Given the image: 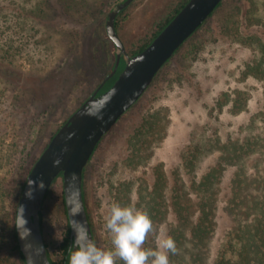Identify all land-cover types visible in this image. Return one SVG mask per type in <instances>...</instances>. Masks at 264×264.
<instances>
[{
	"label": "rangeland",
	"instance_id": "obj_1",
	"mask_svg": "<svg viewBox=\"0 0 264 264\" xmlns=\"http://www.w3.org/2000/svg\"><path fill=\"white\" fill-rule=\"evenodd\" d=\"M0 1V88L6 93L4 104L11 101L13 108L0 115V233L9 234L13 192L26 179L50 136L111 69L114 46L104 24L117 0ZM179 1L134 0L117 17L124 47H131ZM38 2L40 10L36 9ZM247 11L264 16V0H222L100 142L85 174L91 230L98 247H112L104 217L107 205L118 201L149 212L153 230L142 247L155 248L176 223L171 204L176 189H184L187 195L192 181L216 165L220 146L212 140L242 141L264 130L262 123H252L264 109V81L244 75L254 51L228 36L232 21L245 17ZM7 33L11 34L10 45ZM245 98L246 108L241 109L240 101ZM145 119H154V127L141 148H131L129 139ZM189 146L201 149L192 170L182 158ZM249 163L251 168L254 164ZM161 170L165 178L158 181ZM233 172V167H226L220 180L210 257L233 226L225 208ZM154 186L158 187L155 193ZM62 193L59 176L41 209L43 239L56 264H61L59 245L66 228ZM9 261L13 262V256ZM114 264L124 262L117 256Z\"/></svg>",
	"mask_w": 264,
	"mask_h": 264
},
{
	"label": "trees",
	"instance_id": "obj_2",
	"mask_svg": "<svg viewBox=\"0 0 264 264\" xmlns=\"http://www.w3.org/2000/svg\"><path fill=\"white\" fill-rule=\"evenodd\" d=\"M187 1L188 0H180L161 20L146 29L144 34L139 37L135 43L131 44V47L125 46L128 55H135L145 49ZM40 4V2L36 4V9H41ZM221 5L222 2L216 7V9ZM124 10L125 9L121 10L117 17L121 15ZM211 15L208 18H210ZM117 17L115 20V28L117 33H119ZM203 24L175 51L173 56L186 46L187 42L200 30ZM232 24L233 28L228 32L229 38L233 41L239 42L240 40L246 43L254 51V60L246 64L244 75H252L264 81V16L257 17L256 15H252L250 11H247L245 17H236L232 21ZM251 28L256 29L252 32H246L247 29L250 30ZM7 34V43L10 45L12 43L11 34ZM172 57L163 65V67L167 65ZM114 61L111 69L105 76L112 71ZM123 67L124 61L121 59L116 72L104 82V78L101 80L100 83L103 82V84L99 88L97 94L108 90L112 86ZM158 73L154 76L151 85L155 82ZM8 82L12 83L10 81ZM4 99H6L5 90L0 88V102L3 107L0 109V115L8 109H13L11 101L7 104L5 101L4 104ZM240 103L242 104L241 109H245L247 98L240 101ZM233 104L235 107L236 100L233 101ZM256 116L257 119H253L252 123L260 122L264 126V109L259 111ZM154 124V119L151 121H146L145 119L141 125L136 128L137 131H135L129 139L131 148L138 149L142 147L149 135L148 131L153 129ZM110 131L102 137L100 142L110 133ZM54 133L50 136L49 140ZM206 141V144H208L209 139ZM100 142L97 144L94 152L98 148ZM212 142L220 146V156L216 165L209 169L200 179L192 181L190 187H188L189 193L187 195L184 193V189L180 187H178L174 193L175 195L171 204L176 215V223L170 229L168 236L170 235L174 238L177 251L168 254L169 264H264V130L253 136H249L242 141H227L220 143V139L216 138L213 139ZM200 146L203 149L205 148V144H201ZM188 149L189 150L183 154L182 158L185 167L192 170L195 165V160L197 159L196 154L199 153L201 149L197 146L196 150L192 149L191 146H189ZM93 154L88 163L91 161ZM250 161L254 164L251 168ZM87 165L83 169L82 196L87 218L91 227L92 224L89 217L87 196L85 192V174ZM228 166L233 167L234 172L230 181V195L226 201L225 208L233 219V226L226 233L225 238L216 249L214 255L210 257V253L208 254V246L210 237L214 233V218L215 212L218 208V188L223 171ZM59 176L61 177V174ZM164 178L165 176L162 170L157 171V180L160 181ZM24 183L25 179L19 184V189H17V191L15 190L12 194L13 213L11 217L13 223L9 229V234H6L5 232H3V234L0 233V264H25L23 255L19 250L15 232L16 207ZM157 190L158 187L154 186L153 193ZM188 195H191V198H189ZM46 197L47 194L45 195L44 200ZM61 204L62 212L66 219V228L59 245V249L62 253L60 263L68 264L72 245L63 193L61 195ZM147 205L149 208L152 207L149 203H147ZM40 228L43 234L41 212ZM91 232L93 235V230H91ZM93 239L95 242L94 235ZM47 252L51 264H56L51 259L48 248ZM9 256H13V262L9 261Z\"/></svg>",
	"mask_w": 264,
	"mask_h": 264
},
{
	"label": "water",
	"instance_id": "obj_3",
	"mask_svg": "<svg viewBox=\"0 0 264 264\" xmlns=\"http://www.w3.org/2000/svg\"><path fill=\"white\" fill-rule=\"evenodd\" d=\"M133 1L117 0L104 24L105 33L114 45L115 61L103 82L116 72L121 59L122 71L108 90L97 94L103 82L100 83L58 128L27 174L15 215L16 240L25 264H51L40 228V212L45 195L60 174L71 245L75 233L86 232L94 241L82 196L83 169L102 137L137 102L163 65L222 2L188 0L145 49L129 56L116 31L115 20Z\"/></svg>",
	"mask_w": 264,
	"mask_h": 264
},
{
	"label": "clouds",
	"instance_id": "obj_4",
	"mask_svg": "<svg viewBox=\"0 0 264 264\" xmlns=\"http://www.w3.org/2000/svg\"><path fill=\"white\" fill-rule=\"evenodd\" d=\"M104 221L112 247L100 248L86 232L75 233L68 264H114L117 256L124 264H169L168 254L177 251L176 242L170 235L159 238L155 248L142 247L153 230L147 210L113 201L107 205Z\"/></svg>",
	"mask_w": 264,
	"mask_h": 264
}]
</instances>
